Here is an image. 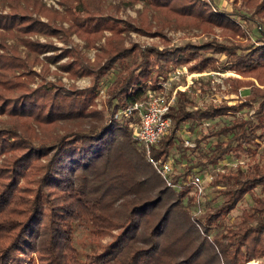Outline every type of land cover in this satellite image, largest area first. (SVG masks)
Instances as JSON below:
<instances>
[{
    "label": "trees",
    "instance_id": "obj_1",
    "mask_svg": "<svg viewBox=\"0 0 264 264\" xmlns=\"http://www.w3.org/2000/svg\"><path fill=\"white\" fill-rule=\"evenodd\" d=\"M144 1L165 7L172 0ZM184 7L189 10L176 8L178 11L174 12L179 15L195 12L193 6ZM199 11L207 12L208 9ZM24 17L18 24L17 16H0V28L12 29L17 22V26L21 25L18 27H28V31L47 30L30 21L28 16ZM67 21L69 26L70 22L74 24L71 18ZM47 47L31 43L33 51ZM150 50L136 54L131 64L118 72L108 85L114 109L110 116L104 117L99 111L94 114V110L82 111L81 100L64 107L51 93L45 112L41 116L38 112L35 114L39 122L48 125L70 118L81 125L86 120V127L67 130L52 141L34 142L32 136L1 125L0 154L14 150L17 154L6 162L2 159L4 165L0 164V264H247L252 259L264 258V163L245 169L238 166L229 173L217 174L216 179L223 182L218 190L221 202L201 216L193 217L205 230L204 234L191 218L189 208L194 200L189 193L190 187L175 190L167 186L139 147L133 131L138 116L113 117V112L145 100L148 89H159L158 76L166 75L163 73L166 64L154 68L159 58L173 64L185 61L180 48ZM251 54L243 60L237 58L234 63L240 66L264 63V45L255 47ZM5 61L14 66L15 61L0 54V69L6 65ZM17 61L24 65L21 59ZM196 69L189 67L191 72ZM148 79L149 87L145 84ZM16 83L22 85L20 80ZM42 88L23 89L7 98L0 94V114L29 116L41 103L35 98L43 97L39 92ZM185 105L184 92H177L167 112L173 124L151 147L154 157L165 159L169 150L176 146L180 124L192 116ZM236 108L223 104L195 111L200 118H211ZM252 131L253 125L244 120H233L223 127L220 133L226 140L210 146L206 156L208 164L230 153L249 154V142L257 135ZM33 161H37V165L31 167ZM27 169L38 175L32 180L36 187L27 188L25 194H17L19 179L27 174ZM187 173L188 170L182 172V178ZM179 174L175 179L181 177ZM257 185L263 196L254 197L249 208L239 214L237 222L208 237L206 234L212 225ZM78 224L86 225L91 233L100 236L93 240L94 247L83 257L72 243ZM106 234L112 238L103 243L100 238ZM257 264H264V260Z\"/></svg>",
    "mask_w": 264,
    "mask_h": 264
},
{
    "label": "rangeland",
    "instance_id": "obj_2",
    "mask_svg": "<svg viewBox=\"0 0 264 264\" xmlns=\"http://www.w3.org/2000/svg\"><path fill=\"white\" fill-rule=\"evenodd\" d=\"M263 1L172 0L168 6L157 7L144 0H0V16H17L19 24L25 15L38 26L47 27L45 31L32 32L28 27H18L21 25L17 26L16 22L12 29L0 28V54L15 61L14 66L5 61L6 65L0 69V94L7 98L20 90L43 86L39 90L43 97L35 98L41 100L39 107L33 108L29 116L0 114V127L15 128L25 136H32L34 142L52 141L67 130L86 127V120L81 125L70 118L45 125L47 123L39 122L35 114L38 112L41 116L45 112L52 93L64 107L81 100L82 111L94 110V114L99 111L104 117L110 116L114 109L108 85L118 72L131 64L136 54L148 49L159 52L180 48L185 61L173 64L159 58L154 68L166 64L167 70L163 71L166 75L160 74L156 82L159 89H148L147 94L163 91L173 92L176 96L177 92H184L185 109L192 116L180 124L176 146L169 150L166 158L171 159L181 178L182 172L188 170L185 179L192 172H198L204 179V189L199 197L201 212L196 213L193 201L189 208L192 221L204 233L193 217L201 216L221 202L218 190L223 182L216 179L217 174L229 173L238 166L245 169L264 163V63L242 66L234 63L237 58L243 60L251 56L255 47L264 45ZM184 6H193L195 12L188 11L185 15L174 12L178 11L176 8L189 10ZM202 8H207L210 13L199 11ZM70 18L76 25L70 22L69 26L67 19ZM36 42L48 47L33 51L31 43ZM17 59H21L24 65ZM190 66L198 69L191 72ZM18 80L22 85L16 83ZM149 83V79L145 81L148 87ZM223 104L237 108L211 118H200L195 111ZM123 110L113 112V117ZM233 120L249 121L253 125L252 132L257 135L249 142L251 152L226 154L216 163L208 164L206 156L210 146L226 140L220 130ZM171 124L173 122L169 127ZM139 147L142 149L140 144ZM14 154L17 151L0 154V164L4 165L3 160L6 162ZM36 165L37 161H33L31 167ZM37 176L27 169V174L19 179L17 194H25L31 186L35 188L32 180ZM189 193L195 201L191 187ZM261 196L260 185H257L227 215L214 223L206 235L212 237L216 231L237 222L242 210L249 208L254 197ZM183 199L185 201L186 197ZM99 237L86 225L78 224L72 243L83 257L94 247L93 240ZM111 238L106 234L100 239L106 243ZM35 257L33 253L31 258L34 260ZM262 260L263 257L255 258L247 264Z\"/></svg>",
    "mask_w": 264,
    "mask_h": 264
},
{
    "label": "built area",
    "instance_id": "obj_3",
    "mask_svg": "<svg viewBox=\"0 0 264 264\" xmlns=\"http://www.w3.org/2000/svg\"><path fill=\"white\" fill-rule=\"evenodd\" d=\"M174 102L175 93L156 92L150 94L145 100H138L124 108L121 114H117L116 117L134 114L138 116L139 121L135 125L134 136L144 150L147 160L167 186L175 190H179L183 186L192 188L196 196L194 201L196 203L195 211L199 213L201 212L199 197L204 189V179L200 174L192 172L188 179L181 177L175 179L177 172L173 168L171 159H160L151 154V147L160 140L169 128L171 119L167 112Z\"/></svg>",
    "mask_w": 264,
    "mask_h": 264
}]
</instances>
